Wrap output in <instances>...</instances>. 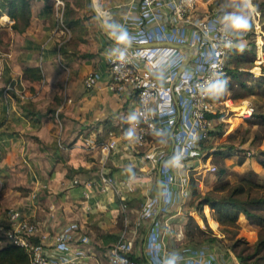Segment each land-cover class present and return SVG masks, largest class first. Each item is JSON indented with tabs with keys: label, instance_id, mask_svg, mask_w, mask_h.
<instances>
[{
	"label": "crops",
	"instance_id": "0c3cea01",
	"mask_svg": "<svg viewBox=\"0 0 264 264\" xmlns=\"http://www.w3.org/2000/svg\"><path fill=\"white\" fill-rule=\"evenodd\" d=\"M67 1L74 12L68 19L77 20L68 34L58 26L56 0H28L30 21L22 32L14 31V19L0 11V46L9 53L0 57V246L6 242L3 228L8 211L18 209L37 224L36 238L51 250L50 264H109L106 250L120 236L125 219L128 235L134 236L130 254L140 264H161L163 252L164 264L174 257L175 264H236L238 259L220 230L208 231L220 243L185 237L188 217L205 231L204 216L218 224L209 217L208 204H203L202 212L198 209L205 192L193 201L190 187L191 176L208 170L214 147L201 146L206 140L201 141L206 156L189 157L178 166L170 162L174 143L170 132L169 139L150 137L148 144L135 147L129 124L131 105L107 88L108 57L127 44L116 35L138 29L126 16H141V7L135 0H98L97 5L94 0ZM207 3L199 0V18L209 15ZM162 26L166 27L161 20L146 27L154 36ZM178 28L172 39L153 38L152 42L163 43L130 47L170 51V62L162 56L147 61L167 86L176 85L197 47L193 28ZM28 65L40 66L43 78L24 79L23 68ZM90 71L96 74V82L87 88L84 78ZM9 82L13 89L7 112L3 90ZM160 98L173 100L177 108L180 105L164 90ZM109 130L121 135L108 155L87 144L105 140ZM101 162L119 184L133 176L135 188L127 192L126 212L113 189L101 188ZM243 221L245 216L240 214L238 222ZM59 231L68 237L66 250L56 248L54 236Z\"/></svg>",
	"mask_w": 264,
	"mask_h": 264
},
{
	"label": "built area",
	"instance_id": "2783aa9c",
	"mask_svg": "<svg viewBox=\"0 0 264 264\" xmlns=\"http://www.w3.org/2000/svg\"><path fill=\"white\" fill-rule=\"evenodd\" d=\"M135 2L141 7V16L127 15L126 19L129 23L137 24L134 29H138L128 32L122 41L145 43L152 42L154 37L167 40L172 39L171 36L176 35V31H180L179 26L193 28L192 36L197 47L190 66L181 72L176 85H164L158 79L154 67L147 65V61L151 60L149 57L155 56L165 57V61L170 62L172 54L167 48L151 47L146 51L141 47L118 46L108 57L110 79L107 88L131 105L129 124L134 130V146H145L150 142V137L170 132L174 138L170 162L178 166L189 157L205 155L201 150V140H207L212 136L211 129L216 125L217 117L219 121H224V115L220 113L225 112L224 106L228 105L231 98L220 99V94L212 95L208 89L216 80H222L225 77L230 52L238 43L237 33L227 27L229 22L219 7L209 15L199 18L197 16L199 0H135ZM64 4V0H56L58 24L62 31L68 34L69 28L62 21ZM161 20L165 21L166 27L162 26L152 36L147 29L148 25L153 21ZM116 37L120 39L121 36L116 35ZM7 56L9 53L0 49V57L6 58ZM61 66L64 69L67 68L63 63ZM95 82L96 74L93 71L88 72L84 78V85L89 88ZM12 89L13 83L9 82L3 90L7 112H10V91ZM161 90L169 95L172 94L177 106L178 100L180 104L178 108L173 104V100L159 99ZM179 107L180 112L177 110ZM241 111L242 118L246 119L250 117L253 105L245 101ZM184 112L186 114H183ZM132 116L136 119L131 120ZM120 135L121 133L109 130L107 138L98 145L100 151L108 155L116 148ZM87 144L96 146V143L92 141H88ZM152 157H155L154 154ZM101 164L99 172L102 181L101 188L103 190L113 189L120 199L122 210L126 212L127 192L135 188L133 176L128 175L119 184L106 171L104 163L101 162ZM207 169L214 172L216 166L210 163ZM72 182L77 183L78 180L73 179ZM122 229L118 239L106 250L109 264H140L130 254L134 247V236L128 235L126 219ZM37 232V224L24 217L20 210L8 211L7 224L3 228L5 240L25 248L30 264H50L51 250L48 251L44 242L36 238ZM54 241L56 248L67 249L68 237L65 231H59L54 236ZM161 245L166 251L164 245L162 243ZM151 253H153L152 248ZM164 260L163 252L160 259L161 264H164ZM236 264L245 263L238 260Z\"/></svg>",
	"mask_w": 264,
	"mask_h": 264
},
{
	"label": "rangeland",
	"instance_id": "374dc122",
	"mask_svg": "<svg viewBox=\"0 0 264 264\" xmlns=\"http://www.w3.org/2000/svg\"><path fill=\"white\" fill-rule=\"evenodd\" d=\"M200 1L203 3L210 2L207 3L206 7L208 10L210 9L211 4L218 1L217 7L223 10L224 17L232 13L239 14L241 12L249 15L250 28L247 31H244L240 37H237L239 43H237L236 48L239 47L245 49L247 47V50L245 49L242 51L244 54V62L238 67L237 74L240 73L242 78H247V73L252 74L251 77L254 78H259L262 75L264 76V0H251L252 7L250 9L242 7V0ZM94 3L97 5L98 0ZM208 12L209 11H207V13ZM58 19L57 16V23ZM4 33L7 35V30H5ZM0 49L4 51L6 50L1 46ZM233 54L232 51L229 55L228 67L230 69H236ZM252 59L253 63L251 62ZM64 71H66V69ZM225 80L227 83L222 95L225 99L231 98V101L228 102L227 106H224L225 112L220 113L221 115H224V121H218V117L215 119L216 125L211 129L212 136L203 143L204 147H214V154L210 158V162L216 166V170L214 172L205 170L198 175H193L198 189L203 193L207 191V188L211 187V184L217 183L218 185L223 182H230L232 184L244 182L243 180L241 181L242 178L264 183V165L260 162L263 158L261 151L264 150V123L259 119H243L241 116V110L243 109L245 101L254 105V112L256 114L264 116V90L259 89L264 83L256 86L253 84L252 80L253 93L246 97L243 96L245 98H242L239 97L238 94L244 95L245 91L241 90L238 86L236 81L237 77H231L228 74ZM248 84H251V81H249ZM232 96H236V98H233ZM160 139L165 138L160 135L155 138V140ZM211 152L212 151L210 150V153ZM253 164H256V168L252 167ZM260 190L261 188L254 187L252 192L257 194ZM203 209L205 213L207 210H205V207ZM207 217L208 216H204L207 230L210 229L212 232H217V230L219 231L220 229H229L232 230L231 232H226L229 237L233 234L234 239L240 238L242 241H247L250 244L254 243L258 238V227L255 224L248 222L246 218V221L238 222V226L223 227L221 224H216L215 221L210 218H208L207 221ZM209 217L212 218L213 214L211 213ZM222 238L226 244L231 242V239L229 238L224 236H222Z\"/></svg>",
	"mask_w": 264,
	"mask_h": 264
},
{
	"label": "trees",
	"instance_id": "16d2710c",
	"mask_svg": "<svg viewBox=\"0 0 264 264\" xmlns=\"http://www.w3.org/2000/svg\"><path fill=\"white\" fill-rule=\"evenodd\" d=\"M215 3L211 4L210 12L217 8L218 1ZM0 11L7 13L12 19H14L13 23L11 24V28L14 31L22 32L28 27L31 15V9L28 0H0ZM73 14V10L69 8V2L65 0L62 21L70 31L72 24L77 21L76 19H68V15L72 16ZM242 34H237L236 38L240 37ZM245 49L247 50V47ZM245 49L239 47L236 48L235 46L231 50V52L233 51L234 53L233 55L235 58L236 69H230L228 67V59L226 75L222 79L225 80L228 74L231 77H237L236 81L238 86L241 88V90L245 91L244 95L238 94V96L242 98H245L247 95L253 93L252 80L253 84L256 86L262 85V83H264L263 75L259 78H254L251 77L252 74L247 73V78H242L240 73L237 74L238 67L244 62V54L242 51ZM251 62L253 63V59ZM22 77L28 80H40L43 78L42 69L38 65L25 66L23 68ZM249 81H251V84H248ZM259 89L264 90V85ZM223 97L224 96L222 93H220L219 98L224 99ZM232 97L236 98V96ZM254 109L255 108L253 105V111L250 117L246 119H259L262 121V123H264V116L256 114ZM161 136L168 139L170 137L168 132L162 133ZM201 141L203 142V140ZM95 145H100V142L96 141ZM261 153L263 158L260 162L262 165H264V150H262ZM242 180L244 182L234 184L230 182H223L221 184L215 185L213 188L208 189L203 195V200L199 201L198 209L200 212H202L203 204H208L214 219L219 225L221 224L223 227L238 226L239 215L243 214L248 222L255 224L258 227V238L254 243L250 244L247 241H242L240 238L234 239L233 234H231L232 236L229 237L226 232H231L232 230L220 229V231L224 237L231 239V242L227 244V246L231 249L240 262L245 264H264V183L251 179L248 180L245 178H242L241 181ZM190 187L193 201L199 199L201 197V193L198 189V186L196 185L194 177L192 176L190 177ZM254 187L261 188L260 192L257 194L253 193L252 190ZM208 231L209 230H201L197 223L194 222L193 218L188 217L185 224L186 239L209 243L221 242L219 237L209 233ZM0 264H30V260L25 248L6 241L0 246Z\"/></svg>",
	"mask_w": 264,
	"mask_h": 264
},
{
	"label": "clouds",
	"instance_id": "9594fccd",
	"mask_svg": "<svg viewBox=\"0 0 264 264\" xmlns=\"http://www.w3.org/2000/svg\"><path fill=\"white\" fill-rule=\"evenodd\" d=\"M242 7L250 9L252 7L251 0H242ZM225 19L229 22L227 24V27L237 34H242L244 31H247L250 28L249 15L244 13V12H241L239 14L232 13V14L226 16ZM124 38H125V36L120 37L121 40H123ZM226 83H227L226 80H221V79L216 80L214 83H212L209 86V89H208L209 93L212 95H218V94L222 93L226 87ZM130 119L135 120L136 117L132 116V117H130ZM131 135H132V133L129 132V136H131ZM175 259L176 258L174 257V258L168 260L166 262V264H175Z\"/></svg>",
	"mask_w": 264,
	"mask_h": 264
},
{
	"label": "water",
	"instance_id": "95a60500",
	"mask_svg": "<svg viewBox=\"0 0 264 264\" xmlns=\"http://www.w3.org/2000/svg\"><path fill=\"white\" fill-rule=\"evenodd\" d=\"M160 43H163V42H151V43H135V42H127L126 46L127 47H134V46H149V45H152V44H160ZM170 44H173V43H170ZM176 45V44H174ZM179 46V45H178ZM172 141H173V138H172ZM160 175V174H159ZM151 262V261H150Z\"/></svg>",
	"mask_w": 264,
	"mask_h": 264
},
{
	"label": "bare ground",
	"instance_id": "6f19581e",
	"mask_svg": "<svg viewBox=\"0 0 264 264\" xmlns=\"http://www.w3.org/2000/svg\"><path fill=\"white\" fill-rule=\"evenodd\" d=\"M94 1H96V0H94Z\"/></svg>",
	"mask_w": 264,
	"mask_h": 264
},
{
	"label": "snow or ice",
	"instance_id": "6c2138e0",
	"mask_svg": "<svg viewBox=\"0 0 264 264\" xmlns=\"http://www.w3.org/2000/svg\"><path fill=\"white\" fill-rule=\"evenodd\" d=\"M123 38V37H122Z\"/></svg>",
	"mask_w": 264,
	"mask_h": 264
}]
</instances>
